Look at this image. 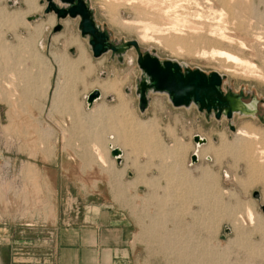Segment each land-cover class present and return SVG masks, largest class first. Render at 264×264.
Listing matches in <instances>:
<instances>
[{
    "label": "rangeland",
    "instance_id": "374dc122",
    "mask_svg": "<svg viewBox=\"0 0 264 264\" xmlns=\"http://www.w3.org/2000/svg\"><path fill=\"white\" fill-rule=\"evenodd\" d=\"M86 1L92 8L94 21L108 34L109 41L122 44L127 40H136L142 53L148 52L160 60H175L182 66L198 68L204 73L218 72L222 75L220 87L223 91L242 90L241 101L245 103L256 99V115L251 117L234 113L230 120L223 115L215 118L212 112L199 111L193 104L190 107L172 106L166 93L150 91L146 93L150 107L141 113L144 121L142 126L141 123L132 126L130 136L127 133L120 138L119 133H116L118 136L113 137L115 131L108 130L107 136L103 137L85 107V97L93 88H97L102 101L113 102L114 96L125 95L130 99V106L136 107L135 86L142 79V72L136 63V50L130 46L123 53L109 50L99 57H93L88 48V36H81L77 29L79 18L65 17L57 20L53 12L44 13V0H37L39 8L24 13L22 21L14 27L10 28L5 22L0 24V42L8 46L6 56L0 57V203L11 204L12 209H16L22 218L33 216L35 220V217L42 216L45 220L50 219L55 197L50 193L45 195L44 187H48V191L50 189L45 182L41 183V171L47 169L43 168L46 160L59 151H70L75 156L87 152L92 159H97L95 155L100 154L105 165L95 159V162L86 166L96 167L98 172L112 170L119 174L124 172V167L110 156V148L115 146H108V143L122 142L126 159L130 155L140 157L148 171L166 177V184L168 182L167 185L174 188L171 197L173 204L170 207L173 208L177 224L169 227L155 224L149 228L157 250L169 255L159 259L163 264H177V247L183 245L185 251L193 247L202 248L205 251L203 264H264V258L255 257L264 249L259 245L262 238L260 227L264 226V213L260 209L264 205L262 183L243 186L241 181L246 180V171L240 160L236 166V151L221 150L218 144L220 136H224L226 141H232L235 129L246 123L264 130V20L259 17L264 13V0H248L250 5H254L252 7L255 11L242 12L247 25L241 28L237 27L236 18L230 17L226 7L218 0H172L176 8L178 5L181 7L178 10L185 8L184 11L193 23L205 27L215 26L216 20L222 16V27L236 40L243 41L241 46L210 37L186 33L180 35L152 28L147 36L142 37L138 30L140 27H137L140 22L151 20L155 27H162L164 20L139 13L130 6L120 5L112 16L109 6L114 4L113 1ZM0 7L8 13L25 10L23 0H0ZM220 12L223 15H219ZM47 17H54L53 23L44 24L38 36L31 35L33 25L45 21ZM56 22L62 28L53 31L52 26ZM69 37L76 41L71 42ZM179 37H184L188 46L181 45ZM212 49L228 51L250 62L252 70L257 71L251 75L242 72L239 63H226L224 57L218 54L211 56ZM78 52L83 54L86 65L65 67L62 70L58 68L54 54L63 53L73 59ZM227 64L234 66L230 68L233 71L225 70L226 67L222 65ZM25 78H28L31 85H24ZM107 81L113 83V90L105 91L99 86ZM54 88L56 93L52 96ZM83 127L87 129L83 130ZM142 128L147 130H143V136L140 131L137 133ZM195 134L204 137L206 141L200 145L195 144ZM81 138L89 140L92 145L86 147L77 143ZM70 139L76 140L75 147L69 146ZM137 139L143 141L142 145L136 144ZM177 143L182 145L176 147ZM204 146H210L211 149L200 154ZM194 152L198 157L195 162H191L190 155ZM77 165L84 166L81 163ZM131 165L136 167L135 162ZM49 170L55 171L53 164L49 165ZM202 170L208 171L202 185L205 189L202 193H196L193 190L198 187L192 190L191 183L186 180L199 179ZM90 171L92 169H78L82 175ZM177 174L180 176L176 177ZM216 190L226 195L235 190L236 195L225 196L223 205L214 194ZM185 191L192 198V206L190 202L186 204L184 201ZM254 191L258 192V197L252 196ZM245 207L252 210L254 222H260V231L258 228L254 230V224L248 222ZM229 213L231 217L226 218ZM190 214L192 224L181 225L185 215ZM222 215H225L224 219ZM240 231L244 232L242 243L237 240ZM173 254H176L175 258Z\"/></svg>",
    "mask_w": 264,
    "mask_h": 264
},
{
    "label": "crops",
    "instance_id": "0c3cea01",
    "mask_svg": "<svg viewBox=\"0 0 264 264\" xmlns=\"http://www.w3.org/2000/svg\"><path fill=\"white\" fill-rule=\"evenodd\" d=\"M114 97L109 103L99 97L85 107L103 137L108 130L115 131L113 137L118 136L116 133L120 138L127 133L130 136L132 126L143 125L142 112L137 106H130L127 96ZM139 131L143 136V129ZM77 143L92 145L83 138ZM139 143L142 145L143 141L137 139L136 144ZM68 144L75 147L76 140L70 139ZM123 145L112 144L121 149L120 162L114 158L124 167V172L119 174L112 170L98 172L96 167L86 166L95 162L87 152L75 156L70 151H59L46 160L41 183L49 186V191L44 187L45 195L50 193L55 197L50 219L22 218L11 204L0 203V264H163L159 259L169 255L157 250L149 228L155 224L164 227L177 224L170 207L174 188L166 184V177L148 171L140 157L130 155L126 159ZM80 163L84 166L77 165ZM50 164L55 171L50 172ZM78 166L92 171L82 175ZM184 194L185 203L188 201L192 206L191 196L187 191ZM214 194L224 205V197L236 192L226 195L216 190ZM191 215H185L184 223L180 224L190 226Z\"/></svg>",
    "mask_w": 264,
    "mask_h": 264
},
{
    "label": "bare ground",
    "instance_id": "6f19581e",
    "mask_svg": "<svg viewBox=\"0 0 264 264\" xmlns=\"http://www.w3.org/2000/svg\"><path fill=\"white\" fill-rule=\"evenodd\" d=\"M111 1L114 2V4L109 6V11L112 14V16L114 15V12H115L114 10H116V7H118L120 5V6H130V8H133L135 11H137L139 13H143L144 15H148L150 17H156V18H160V19L164 20V22L161 23V24H163V25L165 24V25L164 26L162 25V27H155V23L152 22L151 20L140 22V26H137V27H140L138 30L141 31L140 34L142 35V37L147 36V32H149V30L152 28V29H156L158 31L165 30L168 33H175V34H180V35L186 33L187 35H191V36H195V35L199 36L200 35L201 37L202 36H205V37H208V38L210 37V38L218 40V41H226V42L237 43L240 46H241V44L243 42V41L241 42V40L238 41V39L236 40L234 37H232L225 30V27H222L223 25H221V24L224 23V20H223L224 18L222 16H220L219 19L217 18L218 21L216 20L217 23L214 24L215 26H213V27L212 26L205 27V26H202L201 24L199 25V24L193 23L190 20L191 18L189 19L188 15H187L188 13L186 11H184L185 8L183 10H178L177 8H181V7H179V5H178V7L176 8L174 3L172 2V0H111ZM213 1H216V0H213ZM218 1H220L226 7L230 17L236 18V25H237L238 28L246 27L247 24H246L245 20L243 19L242 12H244V10H248V12L254 10L253 9L254 5L251 3L253 5V7H252V5H250V3H248L250 0L249 1L248 0H218ZM23 2H24V5H25V10L21 11V12L20 11H14V12H9L8 13V12H6V10L3 7H0V24L2 22H5L7 25H10V28L14 27V25H16V24H18V23H20L22 21V19H23L22 17H23L24 13H30V12L35 11V10H37L39 8L37 0H23ZM194 3H197V2L195 1ZM219 11H221V10H219ZM190 12H191V10H190ZM218 14L219 15H223L221 12L218 13ZM225 15H226V13H225ZM259 17L264 20V13L260 14ZM53 21H54L53 17H47L45 21H40L38 24L33 25L31 35L35 34V35L38 36L39 34H41V30H42V27L44 26V24H52ZM232 21H233V19H232ZM124 22H126V21L124 20ZM126 23H128V22H126ZM126 23H124V24H126ZM33 38H34V36H33ZM249 38H248V40H249ZM69 40L71 42H75L76 41V40H71V38ZM178 40H179V42H181V45L188 46V42H187V40L184 37H179ZM167 43L169 45L172 44L169 39H167ZM7 51H8V46H6V44L0 42V57L4 58L6 56ZM202 53H205V51L202 50ZM214 54H218L219 56H221V58L224 57L223 60H226V63H229L227 61H231V63L232 62L239 63L242 66V68L240 67L241 71L242 72H246L247 74L251 75V74L254 73V71H257L255 69L252 70L253 65L250 62H248L246 60H241L237 56L231 54L228 51L221 50V49H212V50H210V55L212 56ZM53 57H54L55 63L57 62V65L59 66L58 68L61 69V70H62V68H65V67H67V68H69V67L70 68L71 67L77 68V67H79L81 65H84V64L86 65V63H85L86 60L84 59L83 54L81 52L77 56H75V58H73V59L72 58L71 59L68 58L63 53L62 54L61 53L54 54ZM217 63H219V62H217ZM220 64H223V63H220ZM222 66L226 67L225 70H232L230 68H232V67L234 68V66H231V64L230 65H228V64L227 65H222ZM234 70L236 71V69H234ZM25 80H26V82L24 84L25 86L26 85H31L30 83H28L29 82L28 78L27 79L25 78ZM114 84H115V82H114ZM99 86H101L105 91H107L106 89H108V91L110 89H112V88L114 89L113 83H108V81L100 83ZM55 93H56V89L54 88L53 91H52V96H55ZM190 106L191 105H189L188 107H190ZM255 110H256V106H254V104L252 102H249V103H246V104H242L241 103V104L238 105V109L236 110V113L238 115H241V116L255 117V115H256ZM141 126H142V124H141ZM258 127L253 125V124H251V123H246V124H244L242 126H239V127H237L235 129L234 136H233L234 138L232 139V141H226L224 136H220V140H219L218 144H219L221 150L223 149L224 151H227V150H229V151L230 150L231 151L235 150L236 151V161H237L236 162V166H238V163H239V160H240V162L243 163L245 171H246V180L245 181H241L239 179L244 184V185L242 184L243 186H245L247 184L248 187H250L251 185H253L256 182H261L262 186H263V189H264V130H261ZM143 130L147 131L146 128L143 129ZM148 132H149V130H148ZM112 144L108 143V146H112ZM195 144L200 145L201 143H195ZM180 145H182V144L177 143L176 147H179ZM93 146H94V144H93ZM210 149H211L210 146H207V147L204 146V148L201 147L200 154H203V153H205L206 151H208ZM215 151L216 150H214V152ZM98 154H99V152H98ZM216 155H218L217 151H216ZM95 156L97 157V159L95 158L96 161L98 160V162H101L102 165L106 164L105 160L103 159V157L100 154L98 156L97 155H95ZM218 158H219V156H218ZM162 169L163 168H160L161 171H163ZM165 170H167V169H165ZM171 175H173V174H171ZM207 175H208V171L207 170H202V171H200V174H199V177H198L199 179H197V180H188L187 179L186 182L191 183L192 190L194 188L198 187V188L194 189L193 192L197 191L199 193H202L203 190L205 189L204 186H202V185H204L203 184V180H204V178ZM179 176H180V174L176 175V177H179ZM242 188H244V187H242ZM251 211L252 210L250 209V207H245V212H246V216H247L248 222L250 224H254V228H253L254 230L256 228L259 229V227H260L259 223L260 222L259 223L254 222V217H253ZM239 217H240V215H239ZM242 222L243 221H242V218H241V223ZM241 225H243V223ZM263 228H264V226L260 227L262 238L260 240L259 245L264 247V231H263L264 229ZM260 229H259V231H260ZM243 233H244L243 231L238 232V234H237L238 243H242L241 237H242ZM242 240H243V237H242ZM257 245H258V242H257ZM183 246L182 247L181 246L177 247V250L179 251L177 253V255L179 254L177 256L178 258H176L177 259L176 260L177 264H179V263L183 264L185 262L191 263V264H203L204 258H205V254H204L205 251L202 248L198 249V248H194L193 247L191 250L188 249L187 251H185L186 249ZM181 250H183L184 252L183 251L181 252ZM249 252H251V251H249ZM256 252L257 251L255 250L254 253H256ZM257 255H262L261 258H264V249H263V251L261 250L260 252H258Z\"/></svg>",
    "mask_w": 264,
    "mask_h": 264
},
{
    "label": "water",
    "instance_id": "95a60500",
    "mask_svg": "<svg viewBox=\"0 0 264 264\" xmlns=\"http://www.w3.org/2000/svg\"><path fill=\"white\" fill-rule=\"evenodd\" d=\"M44 12H53L56 19L65 17H78L77 29L81 36H88V48L93 57H99L107 51L123 53L132 46L136 50V63L142 72V79L135 86L137 107L140 112L147 108V92H164L169 102L175 107H188L193 104L199 111L212 112L215 118L222 115L228 120L232 118L241 101L243 91H223L221 89L222 75L216 71L204 73L198 68L189 69L180 65L175 60H160L148 52L139 50L136 40H127L122 44H114L108 39V34L94 21L92 8L86 0H45ZM34 17V16H33ZM61 24L53 26L57 31ZM100 97V90L93 88L87 93V105ZM256 106V99L251 101ZM256 112V110H255ZM230 128L233 126L230 124ZM195 143H204L206 139L193 135ZM110 155L120 162L121 149L117 146L110 148ZM191 162L197 160V154L190 155ZM253 197H258V192H252ZM264 213V205L260 206Z\"/></svg>",
    "mask_w": 264,
    "mask_h": 264
},
{
    "label": "flooded vegetation",
    "instance_id": "af4514ba",
    "mask_svg": "<svg viewBox=\"0 0 264 264\" xmlns=\"http://www.w3.org/2000/svg\"><path fill=\"white\" fill-rule=\"evenodd\" d=\"M40 1H41V0H40ZM54 1H55V0H54ZM44 3H45V6H46V1H45V0H44ZM45 6H44V7H45ZM43 9H44V8H43ZM44 13H45V12H44ZM48 13H49V12H48ZM53 18H54V17H53ZM55 18H56V17H55ZM62 19H63V18H62ZM57 20H59V19H57ZM57 23H59V22H56L55 24H57ZM55 24H53V26H54ZM53 26H52V28H53ZM61 28H62V25H61ZM61 28H60V29H61ZM60 29H59V30H60ZM52 30H53V29H52ZM53 31H54V30H53ZM57 31H58V30H57Z\"/></svg>",
    "mask_w": 264,
    "mask_h": 264
}]
</instances>
